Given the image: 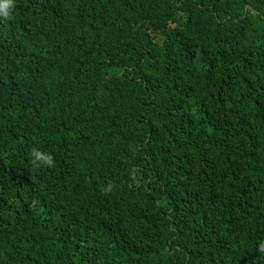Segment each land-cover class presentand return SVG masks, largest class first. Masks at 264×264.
Wrapping results in <instances>:
<instances>
[{"label":"trees","instance_id":"1","mask_svg":"<svg viewBox=\"0 0 264 264\" xmlns=\"http://www.w3.org/2000/svg\"><path fill=\"white\" fill-rule=\"evenodd\" d=\"M261 241L264 0H14L0 264H264Z\"/></svg>","mask_w":264,"mask_h":264},{"label":"clouds","instance_id":"2","mask_svg":"<svg viewBox=\"0 0 264 264\" xmlns=\"http://www.w3.org/2000/svg\"><path fill=\"white\" fill-rule=\"evenodd\" d=\"M13 6L14 0H0V17L10 19ZM31 163L36 169L52 167L54 159L51 153L33 147L31 150ZM230 237H233V235H230ZM257 251L260 254H264V241H261L258 244Z\"/></svg>","mask_w":264,"mask_h":264},{"label":"rangeland","instance_id":"3","mask_svg":"<svg viewBox=\"0 0 264 264\" xmlns=\"http://www.w3.org/2000/svg\"><path fill=\"white\" fill-rule=\"evenodd\" d=\"M158 39V38H157Z\"/></svg>","mask_w":264,"mask_h":264}]
</instances>
